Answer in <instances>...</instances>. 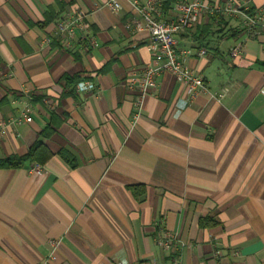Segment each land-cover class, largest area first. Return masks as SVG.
<instances>
[{
    "label": "crops",
    "instance_id": "obj_1",
    "mask_svg": "<svg viewBox=\"0 0 264 264\" xmlns=\"http://www.w3.org/2000/svg\"><path fill=\"white\" fill-rule=\"evenodd\" d=\"M117 1L0 0V160L21 158L0 167V264H264V25L206 15L176 33L206 90L164 71L137 111L125 83L152 54ZM159 1L173 18L176 0ZM74 11L94 43L66 49L54 23ZM24 102L31 121L9 123Z\"/></svg>",
    "mask_w": 264,
    "mask_h": 264
},
{
    "label": "built area",
    "instance_id": "obj_2",
    "mask_svg": "<svg viewBox=\"0 0 264 264\" xmlns=\"http://www.w3.org/2000/svg\"><path fill=\"white\" fill-rule=\"evenodd\" d=\"M129 1L131 14L124 26L131 32L145 31L148 36V47L152 54L151 60L137 72H131L125 83L128 89L138 93L135 101L137 111L140 109L142 97L155 90L156 76L164 71L176 76L190 96H195L198 92L206 90L203 76L186 63L189 50L175 47L174 35L176 33L191 28L202 16L206 15L239 16L241 26L246 33H251L260 24L264 25V14L261 10L250 12L248 7L236 6L234 0L227 2L224 6L212 5L204 0H176V15L169 20L163 18L159 0ZM105 5L112 11H118L121 8L117 0H106ZM85 15L82 11H74L57 18L54 23L53 35L56 36L63 48H70L74 38H78L82 44L92 45L94 43L93 37L85 31ZM43 41L48 43L51 41V37H47ZM204 52V49H200L198 54ZM237 53L238 48L236 47L233 49L232 55L236 56ZM94 91L99 93L96 87ZM31 113V105L29 102H24L19 115L9 123L19 125L30 122ZM30 170L38 172L40 167L34 166ZM155 242L162 250H171L176 245L177 239L174 234L165 232L157 236ZM54 257L53 249L49 258L54 259ZM176 264H180L178 260H176Z\"/></svg>",
    "mask_w": 264,
    "mask_h": 264
},
{
    "label": "trees",
    "instance_id": "obj_3",
    "mask_svg": "<svg viewBox=\"0 0 264 264\" xmlns=\"http://www.w3.org/2000/svg\"><path fill=\"white\" fill-rule=\"evenodd\" d=\"M63 80H64V83H65L66 86L74 83V81L76 82V78H70L68 76H65L63 78ZM38 145L39 144H35L34 146H32V148H31V150L29 152V155L33 154L35 149H37ZM20 164H21V158L12 157V158H5V159L0 160V167H14V166H19Z\"/></svg>",
    "mask_w": 264,
    "mask_h": 264
}]
</instances>
